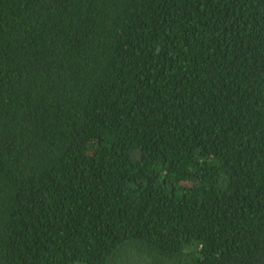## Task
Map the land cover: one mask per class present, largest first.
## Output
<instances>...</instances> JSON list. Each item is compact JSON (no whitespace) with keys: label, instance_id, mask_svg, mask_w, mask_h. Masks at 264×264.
Listing matches in <instances>:
<instances>
[{"label":"trees","instance_id":"16d2710c","mask_svg":"<svg viewBox=\"0 0 264 264\" xmlns=\"http://www.w3.org/2000/svg\"><path fill=\"white\" fill-rule=\"evenodd\" d=\"M0 264H264V0H0Z\"/></svg>","mask_w":264,"mask_h":264}]
</instances>
